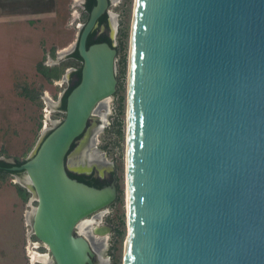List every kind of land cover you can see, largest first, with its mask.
Returning a JSON list of instances; mask_svg holds the SVG:
<instances>
[{"label": "water", "instance_id": "obj_1", "mask_svg": "<svg viewBox=\"0 0 264 264\" xmlns=\"http://www.w3.org/2000/svg\"><path fill=\"white\" fill-rule=\"evenodd\" d=\"M109 5L95 0L56 53L53 64L75 50L81 61L63 118L23 160L0 156L51 264H93L78 225L117 198L114 177L96 187L71 175L89 170L79 156L102 125L93 114L117 90L114 37L87 45ZM126 117L123 264H264V0H135Z\"/></svg>", "mask_w": 264, "mask_h": 264}, {"label": "rangeland", "instance_id": "obj_2", "mask_svg": "<svg viewBox=\"0 0 264 264\" xmlns=\"http://www.w3.org/2000/svg\"><path fill=\"white\" fill-rule=\"evenodd\" d=\"M134 1L112 0L109 6L115 24L112 25L113 33L116 28L114 42L117 50V88L120 92H115L107 101L97 105L93 117L102 118V125L91 139V146L87 145L82 151V154L88 152L90 157H97L102 162H112L113 177L118 185V199L114 204L85 219L95 227L110 228L107 233H90L97 264H123L127 236L126 93ZM58 4L55 15L29 24L24 37L27 47L18 45L19 38L14 34L16 30H8V27L0 30V156L23 160L36 144L44 120L47 118L49 127L53 121L64 116L61 103L52 109L47 100L56 103L60 96L61 100L64 98L73 86L72 73L79 71L81 61L73 56L74 51L57 64L53 61L58 51L75 45L79 28L87 19V11L80 0H58ZM37 63L48 68L59 67V76L46 78L37 72ZM67 69H71L70 73L64 77ZM45 107L49 110L46 117L43 115ZM19 189L23 187L10 173L0 180V264H51L48 248L29 234L30 226L26 219L31 208L29 193L23 197Z\"/></svg>", "mask_w": 264, "mask_h": 264}, {"label": "flooded vegetation", "instance_id": "obj_3", "mask_svg": "<svg viewBox=\"0 0 264 264\" xmlns=\"http://www.w3.org/2000/svg\"><path fill=\"white\" fill-rule=\"evenodd\" d=\"M111 1L112 0H109L110 4H111ZM94 4H95V0H84L83 1L82 7L84 8L85 11H87V16H88L89 10L91 9V7ZM113 21L114 20L111 16V12L109 11V8H108V11L98 18L96 26L90 32V34L87 38V45L95 43V42H107V43L111 44L112 38L115 37V35H116V28H115V31L113 33V27H112V25L114 24ZM115 47H116V45H115ZM73 56H76L77 58H79L76 50L74 51ZM71 80H72V85H75V83L78 81V72L72 73V79ZM63 103L64 102L62 99L61 100V107H62ZM87 155L88 154L84 153L82 155V157L79 156V159H81V161H84L85 157ZM86 159L88 160L86 163L89 165V170L82 172V173H72L71 172V175L73 177H76V178L78 177L77 179H79L80 181H82L84 183H87L89 185H93L96 187H100L102 185L107 184L110 181V179L113 177L114 169L112 171L104 172V173L100 174L98 171V168L101 167L102 161H100L97 157H94V156L90 157V155H89V157H86ZM86 227H88L90 233H92L93 229L96 228L90 222H88L87 220H84L78 225V230H80L79 232L86 234L87 230H88V229L85 230ZM96 260H97L96 258L93 259V264H97Z\"/></svg>", "mask_w": 264, "mask_h": 264}, {"label": "crops", "instance_id": "obj_4", "mask_svg": "<svg viewBox=\"0 0 264 264\" xmlns=\"http://www.w3.org/2000/svg\"><path fill=\"white\" fill-rule=\"evenodd\" d=\"M58 7V0H0V30H16L18 45L27 47L24 37L29 24L55 15Z\"/></svg>", "mask_w": 264, "mask_h": 264}, {"label": "trees", "instance_id": "obj_5", "mask_svg": "<svg viewBox=\"0 0 264 264\" xmlns=\"http://www.w3.org/2000/svg\"><path fill=\"white\" fill-rule=\"evenodd\" d=\"M35 68L37 70V72H39L41 75L45 76L46 78H52L55 77L57 78L59 76V67L54 66L53 68H48L47 66L42 65L41 63H37L35 65ZM78 78H79V71H78ZM78 82V81H77ZM76 82V83H77ZM75 83V84H76ZM117 93L120 92V89L117 88L116 90ZM65 97V96H64ZM63 102H64V98H63ZM64 104H62V108H64ZM8 164H5L3 162H0V180H3L6 178L7 174L9 173V171L4 170V168L8 167ZM78 178V177H77ZM79 180V179H78ZM117 190H118V185H117ZM19 193L24 197L27 194V191L23 188V189H19L18 190ZM29 195V194H28ZM118 199V197L115 199V201ZM114 201V202H115ZM113 202V204H114Z\"/></svg>", "mask_w": 264, "mask_h": 264}, {"label": "bare ground", "instance_id": "obj_6", "mask_svg": "<svg viewBox=\"0 0 264 264\" xmlns=\"http://www.w3.org/2000/svg\"><path fill=\"white\" fill-rule=\"evenodd\" d=\"M131 31H132V26H131ZM130 43H131V33H130ZM129 61H130V48H129V58H128V74H127V78H128V81L129 82ZM126 96H127V99H126V113H127V108H128V83H127V93H126ZM109 98V97H108ZM108 98L104 99L103 101H107ZM46 126V125H45ZM126 192H127V169H126V174H125V203H126ZM85 220V219H84ZM82 220V221H84ZM81 221V222H82ZM80 222V223H81ZM79 223V224H80ZM98 227H96L95 229H93V232L92 233H95V234H99V232L97 233V229ZM31 243H36V242H31ZM45 245V244H44Z\"/></svg>", "mask_w": 264, "mask_h": 264}, {"label": "built area", "instance_id": "obj_7", "mask_svg": "<svg viewBox=\"0 0 264 264\" xmlns=\"http://www.w3.org/2000/svg\"><path fill=\"white\" fill-rule=\"evenodd\" d=\"M48 113H49V110H48V108L47 107H45V108H43V115H44V117H46L47 115H48ZM47 119V118H46ZM44 120V123H43V127L42 128H44V127H47V120ZM46 125V126H45ZM31 261V260H30ZM31 263H33V261H31Z\"/></svg>", "mask_w": 264, "mask_h": 264}]
</instances>
